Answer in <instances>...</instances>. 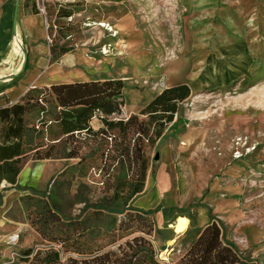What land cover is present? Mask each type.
Here are the masks:
<instances>
[{
    "label": "rangeland",
    "instance_id": "obj_1",
    "mask_svg": "<svg viewBox=\"0 0 264 264\" xmlns=\"http://www.w3.org/2000/svg\"><path fill=\"white\" fill-rule=\"evenodd\" d=\"M25 1L43 19L49 62L70 69L78 56L86 60L73 66L94 72L90 79L122 80L119 112L108 120H133L103 132L97 112L93 130L64 134L50 87L0 106V144L21 132L29 174L5 189L19 192L8 217L28 231L15 243L16 233L0 237V264L121 255L135 237L151 241L157 263H175L213 219L244 258L264 264V237L248 242L264 231V0ZM180 84L191 96L172 122L159 120L153 143L156 124L142 112ZM222 179L238 192L223 198ZM224 199L230 209L219 211ZM179 217L190 224L177 236Z\"/></svg>",
    "mask_w": 264,
    "mask_h": 264
},
{
    "label": "trees",
    "instance_id": "obj_2",
    "mask_svg": "<svg viewBox=\"0 0 264 264\" xmlns=\"http://www.w3.org/2000/svg\"><path fill=\"white\" fill-rule=\"evenodd\" d=\"M67 51L65 50L64 53ZM122 80H94L76 81L73 83H57L50 86L53 94L56 96L58 108H60L59 116L56 121L59 122L61 130L64 134L86 131L92 129L91 122L95 113H101L100 119L104 128L120 127L126 130L133 120L129 119L127 124L123 121L108 120V117L119 112L118 99L122 97L124 89ZM38 87L30 89L24 95L26 96L31 90H37ZM191 96V90L188 84H180L170 88H166L160 95L150 102L144 109L142 114L148 115L150 124L155 125V136L152 142L161 138L163 133V123L159 120L166 119L172 122L174 115L178 111V103L183 102ZM19 107V108H18ZM19 110H23V106H15ZM15 110V109H14ZM16 114V113H15ZM10 137L16 141L12 144H0V185L3 181L12 185H17L18 176L23 170V160L26 157L24 151L21 132L11 129ZM256 149V148H255ZM254 149V150H255ZM138 192V191H136ZM15 205V204H14ZM12 209V208H11ZM6 213L7 218L10 212ZM106 215L120 213L116 209L102 208ZM133 212L132 210H130ZM56 214V213H55ZM151 213H143L150 215ZM21 217H17V221L23 222ZM11 219V218H9ZM13 220V219H12ZM79 219L77 222H83ZM14 221H16L14 219ZM72 222V221H71ZM70 222V223H71ZM135 244V247L132 245ZM145 245H138V244ZM150 240L144 237H135L132 242L126 245L130 251L123 252L121 255L112 251L98 250L91 253L88 259L77 260L70 258V264H159L155 261L154 251ZM146 245H148L146 247ZM57 260L59 254L55 253ZM161 264H251L247 258H244L234 244L225 241V231L221 222L213 219L205 226L198 236L194 239L189 250L179 262H168Z\"/></svg>",
    "mask_w": 264,
    "mask_h": 264
},
{
    "label": "crops",
    "instance_id": "obj_3",
    "mask_svg": "<svg viewBox=\"0 0 264 264\" xmlns=\"http://www.w3.org/2000/svg\"><path fill=\"white\" fill-rule=\"evenodd\" d=\"M18 3L17 33H15L14 18ZM46 35L47 31L42 17L35 13L25 0H0V106L19 99L30 89L50 87L57 83L87 81L94 73L73 66L75 63L79 65L85 62L86 59H79L78 56L67 60V65L72 66L70 69H64L59 63H50L49 47L45 42ZM35 41H38L37 45H34ZM25 54H27V62L23 69ZM257 163L259 162H255L254 165ZM26 172L27 169L21 171L18 177L25 180L24 177H29ZM219 183L215 191L220 190L223 198H229L231 193H237L239 190L236 185H230L228 179L227 181L219 180ZM8 186L10 184L6 181L0 186V237L2 238L12 233L19 236L21 232L28 231L23 223L19 224L6 217L7 211L14 207L20 197L17 189L8 190L6 193L5 189ZM224 200L221 204H217L221 205L219 211L230 209L227 200ZM263 237L264 231L258 229L255 235L249 234L248 242L253 245L258 241L262 243ZM172 243L173 241L170 244Z\"/></svg>",
    "mask_w": 264,
    "mask_h": 264
},
{
    "label": "bare ground",
    "instance_id": "obj_4",
    "mask_svg": "<svg viewBox=\"0 0 264 264\" xmlns=\"http://www.w3.org/2000/svg\"><path fill=\"white\" fill-rule=\"evenodd\" d=\"M18 39V38H17ZM190 221L186 217H179L173 224H172V230L177 234V236L183 235L188 227H189Z\"/></svg>",
    "mask_w": 264,
    "mask_h": 264
},
{
    "label": "water",
    "instance_id": "obj_5",
    "mask_svg": "<svg viewBox=\"0 0 264 264\" xmlns=\"http://www.w3.org/2000/svg\"><path fill=\"white\" fill-rule=\"evenodd\" d=\"M18 7H19V3L16 5V13H15V18H14V30L15 33H17V12H18ZM27 62V54H25V60H24V65H23V69L26 65Z\"/></svg>",
    "mask_w": 264,
    "mask_h": 264
},
{
    "label": "built area",
    "instance_id": "obj_6",
    "mask_svg": "<svg viewBox=\"0 0 264 264\" xmlns=\"http://www.w3.org/2000/svg\"><path fill=\"white\" fill-rule=\"evenodd\" d=\"M42 11L45 12V8H44ZM46 38L49 39V36H47ZM254 149H255V148H254ZM254 149H253V150H254ZM18 240H19V236H18V235H16V237H15V235H14V236H11L10 239H9L10 243H15V242H17Z\"/></svg>",
    "mask_w": 264,
    "mask_h": 264
}]
</instances>
